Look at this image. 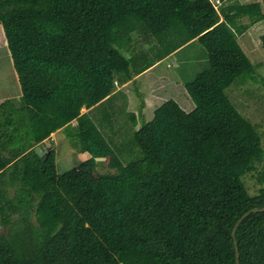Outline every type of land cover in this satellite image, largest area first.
I'll use <instances>...</instances> for the list:
<instances>
[{"label":"trees","instance_id":"trees-1","mask_svg":"<svg viewBox=\"0 0 264 264\" xmlns=\"http://www.w3.org/2000/svg\"><path fill=\"white\" fill-rule=\"evenodd\" d=\"M212 2L0 0L32 134L30 151L9 150L0 124V225L18 213L22 227L0 234V264H236L234 240L239 264H264V212L249 214L232 238L243 214L264 207V165L255 195L242 181L264 149L225 94L238 78L255 79L236 35L249 27L242 18L251 26L264 13L261 3L217 12ZM195 40L208 68L183 85L194 108L163 102L130 139L141 157L124 165L81 108ZM61 129L77 138L87 165L108 159L115 173L93 185L75 170L57 175L54 151L41 158L31 148ZM6 173L20 188L13 199Z\"/></svg>","mask_w":264,"mask_h":264},{"label":"rangeland","instance_id":"rangeland-1","mask_svg":"<svg viewBox=\"0 0 264 264\" xmlns=\"http://www.w3.org/2000/svg\"><path fill=\"white\" fill-rule=\"evenodd\" d=\"M257 1L223 0L214 9L218 12L231 4L257 3ZM259 2L261 12L264 13V0ZM221 16L220 14L222 20ZM252 20L242 18L239 21L249 27L242 35H236V37L241 49L254 67L255 79L240 77L225 90V94L237 112L256 127L264 149V90L261 84L264 79V48L260 41V37L264 35V19L257 20L250 26ZM121 52L124 54V51ZM172 55L160 61L159 63H162L152 72L141 74L140 77L133 76L124 84H120L116 79L111 95L104 103L89 109L83 107L80 110V115H88L90 121L97 127L124 165L141 157L140 151L133 146L130 139L134 132L152 119L154 111L163 102L171 99L184 112H190L194 108L183 85L208 68L206 51L195 40ZM22 108L24 103L19 83L6 48L4 33L0 29V124L5 130L9 150L20 148L21 152H24L30 147L32 134L31 120L26 110ZM130 114H134L132 120H130ZM134 120L136 125L132 123ZM75 124V121L71 122V126ZM69 130L73 131L74 128ZM55 133L54 140L50 135L44 142L50 140V145L56 146L57 150L54 153L57 175L75 170L87 184L93 185L97 182L98 175L115 173V170L108 168V159L97 160L96 166L90 167L86 164L89 156L79 151L80 144L77 138L72 137L70 141L65 129ZM35 148L33 146L31 149L35 152ZM28 151L30 150L26 152ZM263 165L264 158L260 163H255L256 171L242 178L249 195H255L260 188L255 177ZM9 177L10 175L6 173L3 183L9 185L6 190L8 197L13 199L20 188L17 183H11ZM29 214V221L37 227L35 218L32 216V209H29ZM19 220L18 213L11 216L9 224L0 225V234L12 236L19 233L22 229L18 224Z\"/></svg>","mask_w":264,"mask_h":264},{"label":"water","instance_id":"water-1","mask_svg":"<svg viewBox=\"0 0 264 264\" xmlns=\"http://www.w3.org/2000/svg\"><path fill=\"white\" fill-rule=\"evenodd\" d=\"M51 151L50 148L45 147L44 144H40L38 146H36L35 148V152L37 153L38 156H40L41 158H43L47 153H49ZM264 212V207L260 208V209H251L250 211L246 212L245 214H243L241 216V218L236 222L234 228H233V232H232V238L234 239V233L236 231V228L238 227V225L249 215V214H257V213H263ZM234 247H235V258L236 264H239V254L236 248V241L234 240L233 242Z\"/></svg>","mask_w":264,"mask_h":264},{"label":"crops","instance_id":"crops-1","mask_svg":"<svg viewBox=\"0 0 264 264\" xmlns=\"http://www.w3.org/2000/svg\"><path fill=\"white\" fill-rule=\"evenodd\" d=\"M246 3H248V2H246ZM257 3H260L259 2V0L257 1ZM243 4H245V3H243ZM1 29V28H0ZM2 30V29H1ZM173 56V55H172ZM170 58V57H169ZM165 61V60H164ZM163 61V62H164ZM162 63V62H161ZM161 63H159V64H155L153 67H151L150 69H148L147 71H145L144 73H142L143 75H145L146 73H149V72H152V71H154ZM173 63V62H172ZM140 76H142L141 74L139 75V77ZM105 102V101H104ZM61 130H63V129H61ZM61 130H58V132L59 131H61ZM57 132V131H56ZM55 135H56V133H52L51 134V137H52V139L54 140L55 139ZM50 140L48 141V142H43L42 144H44L45 145V147H48V148H50L51 149V151H55V150H57L56 149V146L53 144V145H50ZM36 147V146H35ZM90 157H88V159H89ZM97 161V160H96Z\"/></svg>","mask_w":264,"mask_h":264},{"label":"built area","instance_id":"built-area-1","mask_svg":"<svg viewBox=\"0 0 264 264\" xmlns=\"http://www.w3.org/2000/svg\"><path fill=\"white\" fill-rule=\"evenodd\" d=\"M211 1H213V2H212V6L215 8V6H216V5H219L220 2H222L223 0H211Z\"/></svg>","mask_w":264,"mask_h":264}]
</instances>
